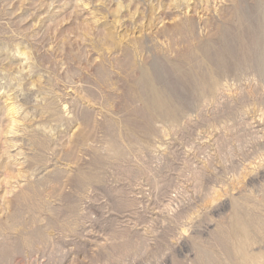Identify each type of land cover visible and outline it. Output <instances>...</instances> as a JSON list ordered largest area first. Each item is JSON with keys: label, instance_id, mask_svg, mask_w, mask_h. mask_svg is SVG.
<instances>
[{"label": "rangeland", "instance_id": "374dc122", "mask_svg": "<svg viewBox=\"0 0 264 264\" xmlns=\"http://www.w3.org/2000/svg\"><path fill=\"white\" fill-rule=\"evenodd\" d=\"M214 2L0 0V264H264V0Z\"/></svg>", "mask_w": 264, "mask_h": 264}, {"label": "bare ground", "instance_id": "6f19581e", "mask_svg": "<svg viewBox=\"0 0 264 264\" xmlns=\"http://www.w3.org/2000/svg\"><path fill=\"white\" fill-rule=\"evenodd\" d=\"M144 1H148L149 3L151 2V0H144ZM158 1H161V0H158ZM180 1L184 3V6H183L184 12H183V14L187 15V13L189 11H191V9H192V7L190 6L191 5V0H180ZM209 1H211V0H206V2H209ZM219 2H220V0H215L214 5H216ZM117 4H118L117 14L114 15V17L112 19V22L110 23L111 24L110 25V29L108 30L109 31L108 33L110 34V36L111 37L113 36L115 38L116 36L120 35L119 33L122 30H124L123 32L126 33V34L124 33L126 36H130L131 35L135 39H139V38L147 35L148 29H149V27L151 25V21L150 20H148V21L146 20L147 23H145L143 20H140V19H139L140 22L137 21L138 15L140 16L138 5L136 4L137 6H135V8L132 11L131 10L128 11L129 12V22L131 24V26H129L130 27L129 28V27H126V25L123 24V18L121 16V14H119V13H121V10H122V8L124 6L121 5L120 1H118ZM175 5H176V3H175ZM126 10H128V6L126 7ZM96 21H99L98 18L96 19ZM120 40L121 39H119L118 42H120ZM18 54H20L18 56H20L21 59L24 60V62L26 64V62L30 58V54L31 53L30 52H22L21 51ZM139 58H141V57H139ZM28 63H30V62H28ZM29 65H31V64H29ZM218 86H219V81L215 82L214 84L212 83L210 85L209 92H211V95H212V92L214 91V89L216 87H218ZM215 93H216V91H215ZM45 96H47V95H45ZM9 97H10V95H9ZM8 99H10V101L6 102V108H7L8 114L10 116H12V118H11V122L12 123L11 124L13 126L14 123L16 122L15 121L16 119H14V118H16V116H19L20 114H23V110H21L22 105L20 107L19 104L17 103V95H14V96H12L11 98H8ZM161 104L162 103H161L160 99L155 100V105H154L151 113H149L148 115L150 117L159 116V115L173 117L175 112H173V111L171 112L169 109H167V110L163 109ZM12 126L10 127V129H8L9 130L8 133H12V135L8 136V138H9L8 140H11V141H8L9 145H15V142H13V140H14V138L16 136H13V135L16 133V131L12 130ZM244 232L245 231L243 230V232H242V229H241V230H238V233H237V236H239L238 240H239L240 246H241V248L243 250H245L244 249V244H245V233ZM243 253H244V257L246 255H248V253L245 252V251H243ZM259 257L260 256H257L256 254H254L253 255V259H251L252 260L251 263L252 264H260Z\"/></svg>", "mask_w": 264, "mask_h": 264}]
</instances>
